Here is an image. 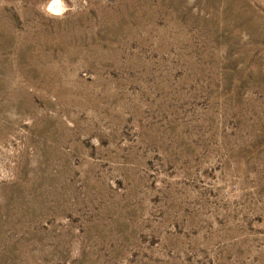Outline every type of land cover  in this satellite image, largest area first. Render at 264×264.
Segmentation results:
<instances>
[{"label": "rangeland", "instance_id": "374dc122", "mask_svg": "<svg viewBox=\"0 0 264 264\" xmlns=\"http://www.w3.org/2000/svg\"><path fill=\"white\" fill-rule=\"evenodd\" d=\"M51 2L0 0V264H264V0Z\"/></svg>", "mask_w": 264, "mask_h": 264}, {"label": "clouds", "instance_id": "9594fccd", "mask_svg": "<svg viewBox=\"0 0 264 264\" xmlns=\"http://www.w3.org/2000/svg\"><path fill=\"white\" fill-rule=\"evenodd\" d=\"M62 7V2L61 0H52V4L49 7L50 11H55V12H59L60 9Z\"/></svg>", "mask_w": 264, "mask_h": 264}, {"label": "bare ground", "instance_id": "6f19581e", "mask_svg": "<svg viewBox=\"0 0 264 264\" xmlns=\"http://www.w3.org/2000/svg\"><path fill=\"white\" fill-rule=\"evenodd\" d=\"M64 3V2H63ZM48 4V3H47ZM52 4V2L49 4V6H48V9H49V7H50V5ZM65 4V3H64ZM64 5H62V7H63ZM61 7V8H62ZM47 8V7H46ZM64 8V7H63ZM50 12V11H49Z\"/></svg>", "mask_w": 264, "mask_h": 264}]
</instances>
